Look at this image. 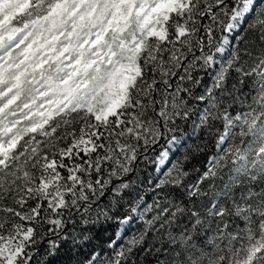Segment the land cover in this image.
<instances>
[{"label":"snow or ice","instance_id":"1","mask_svg":"<svg viewBox=\"0 0 264 264\" xmlns=\"http://www.w3.org/2000/svg\"><path fill=\"white\" fill-rule=\"evenodd\" d=\"M0 264H264V0H0Z\"/></svg>","mask_w":264,"mask_h":264}]
</instances>
